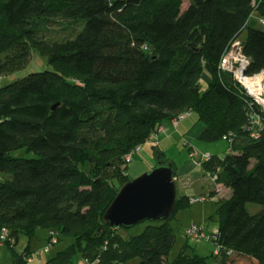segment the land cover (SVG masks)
I'll return each mask as SVG.
<instances>
[{"label":"trees","instance_id":"trees-1","mask_svg":"<svg viewBox=\"0 0 264 264\" xmlns=\"http://www.w3.org/2000/svg\"><path fill=\"white\" fill-rule=\"evenodd\" d=\"M252 2L189 0L183 10L184 0H0V73L18 70L29 49L51 69L0 87V246L13 264H29L23 259L41 252L39 260L51 232L64 247L45 264H208L187 244L169 257L175 242L169 222L197 198L216 205L217 226L212 236L198 231L199 240L185 232L188 242H212V264H264V115L218 70L239 40L247 75L264 71V31L248 27L253 12L264 19V0ZM49 23L66 35L44 39ZM204 73L210 81L202 92ZM191 114L197 141L231 140L223 160L201 165L214 190L177 194L168 222L121 237L123 229L102 219L132 181L127 166L167 124ZM254 114L263 127L257 140L250 137ZM153 152L156 163L168 164L157 147ZM217 187L230 190L226 200ZM249 203L261 210L249 214ZM39 231L46 233L42 250L32 252L29 244L14 251L20 235L31 243L41 239Z\"/></svg>","mask_w":264,"mask_h":264},{"label":"rangeland","instance_id":"rangeland-1","mask_svg":"<svg viewBox=\"0 0 264 264\" xmlns=\"http://www.w3.org/2000/svg\"><path fill=\"white\" fill-rule=\"evenodd\" d=\"M188 2L189 0H184L183 10L184 7L188 5ZM262 18L263 17L259 16L257 12H253L251 18L248 20V27L264 31V26H260L258 23L259 20H264ZM47 26H49L50 31L48 34H45V36L42 34L44 39L47 37L49 38L48 40H57V38H61V36L64 37L67 33L66 31H62V27L59 25L49 23ZM245 34L246 32L242 33L240 40L245 37ZM29 52L30 54L25 61L26 63L22 64L18 70L12 73H0V87L17 82L19 79L28 77L29 74L51 70L48 66L47 60L37 54L36 50L29 49ZM209 81V75L204 73L199 84L200 91L203 92L208 88L207 84ZM178 125L172 126L167 124L163 134L156 137L155 142L152 141L142 145L141 152L135 156L134 160L127 166L126 175L129 180L133 181L135 178L146 174V172H150L156 166V159L155 156H153V148L157 147L163 154L165 160L172 164L175 168L176 189L178 196H204V194L201 193H204V191L208 190L210 187L213 188V184L212 180L207 176L205 171L202 170L201 166H197L196 161L202 155H209L223 160L225 156L228 155V144L227 142L222 141H216L212 144L197 141L195 135L198 133L197 130L199 124L196 121L195 115L191 114L188 118L180 121ZM19 155L22 156L24 154L21 152ZM223 190V187H217V190L215 191L217 194ZM220 197L221 199L226 200L228 194L221 193ZM215 206L216 205L212 202L193 204V206L180 211L173 219H171L169 224L170 228L173 230V234H175V242L169 256L170 261H173L183 246L187 244L196 255L203 258L207 257L208 264H212V255L217 252L215 245L208 240L195 244L193 243V245L192 242H188L186 240L187 237L185 232L190 230L192 226H195L199 232L212 236L217 226V219L214 216L216 211ZM245 209H247L249 214H256L261 210L259 206L251 203L247 204ZM209 218L210 220H208ZM146 225L148 224L142 223L131 229L119 230V234L125 239L134 237L141 233ZM38 234L41 239L37 236V238L32 240L31 243H29L26 237L20 235L18 237L19 242L14 247V251L16 253H21L29 244L32 252L42 250L45 244L42 238L46 236V233L45 231H39ZM63 247L64 244L61 242L59 245L53 247L48 254L43 253L39 260L34 258V261L29 264H40V262L44 263ZM13 261L14 260L11 253H9V250L6 247L4 248V246H0V264H13Z\"/></svg>","mask_w":264,"mask_h":264},{"label":"water","instance_id":"water-1","mask_svg":"<svg viewBox=\"0 0 264 264\" xmlns=\"http://www.w3.org/2000/svg\"><path fill=\"white\" fill-rule=\"evenodd\" d=\"M176 178L172 164L156 166L126 183L103 214V223L123 230L142 223H165L176 207Z\"/></svg>","mask_w":264,"mask_h":264},{"label":"built area","instance_id":"built-area-1","mask_svg":"<svg viewBox=\"0 0 264 264\" xmlns=\"http://www.w3.org/2000/svg\"><path fill=\"white\" fill-rule=\"evenodd\" d=\"M258 1L260 0H253L252 5L255 7L258 4ZM260 26H264V20L258 21ZM240 41L233 42L228 49L225 51V53L220 58V65L218 67V70L220 72H224L226 74H229L231 78L243 89L245 92V95L248 96L250 99V106L251 107H257L259 108L260 114L264 115V71H261L255 75L249 76L246 73V70L249 66V62L247 58H245L244 55H242V52L240 51ZM260 115H252L250 118V130L251 134L250 137L254 140H257L259 137V132L263 130L262 128V121L259 117ZM184 116L178 117V120H182ZM177 120V121H178ZM177 121H174V126L176 125ZM163 129H159L158 132L161 133ZM222 141H226L229 144H231V140L224 137ZM140 152V148H135L131 153L125 155L123 158L126 163H130L134 157V155L138 154ZM211 160V156L209 155H202L199 157L196 161L197 166H201L204 162H209ZM214 179L216 177L214 176ZM206 200L203 198H197V199H191L190 204L193 203H204ZM1 235V242L3 240H6V230H2ZM187 234L194 240L202 239L204 236L198 232L196 227H192L190 230L187 231ZM50 242L48 245L44 248L43 252L45 254H48L49 250L57 245V234L55 232H51L50 234ZM211 239H214V237H211ZM1 245V243H0ZM3 245V244H2ZM41 252H37L34 255V258H37L40 255ZM34 258L32 257H25L23 260L27 263H31ZM78 264H89L87 261L79 262Z\"/></svg>","mask_w":264,"mask_h":264},{"label":"crops","instance_id":"crops-1","mask_svg":"<svg viewBox=\"0 0 264 264\" xmlns=\"http://www.w3.org/2000/svg\"><path fill=\"white\" fill-rule=\"evenodd\" d=\"M178 127H179V125H178ZM197 131H198V130H197ZM181 132H182V131H181ZM213 189H214V188H211V187H210L208 190H205L204 193L212 192ZM216 189H217V188H216ZM224 190H225V191H224ZM224 190H223V191H220V192H221V193L228 194V196H229V195H230V190L227 189V188H226V189L224 188ZM220 192H219V194L221 195ZM204 193H201V194H204ZM4 248H5V247H4ZM18 254H19V253H18ZM45 262H46V261H45ZM45 262H44V263H45ZM44 263L40 262V264H44ZM8 264H9V263H8Z\"/></svg>","mask_w":264,"mask_h":264}]
</instances>
